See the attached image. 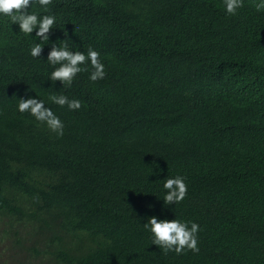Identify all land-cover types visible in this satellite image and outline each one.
I'll return each mask as SVG.
<instances>
[{
	"label": "trees",
	"instance_id": "1",
	"mask_svg": "<svg viewBox=\"0 0 264 264\" xmlns=\"http://www.w3.org/2000/svg\"><path fill=\"white\" fill-rule=\"evenodd\" d=\"M50 11V39L94 47L106 75L50 86L49 45L34 59L31 37L0 26V44L19 51L0 78V239L22 247L18 264H264V11L253 0L236 16L221 0H52ZM135 17L132 42L111 36ZM79 18V30L64 25ZM54 91L82 102L51 105L61 137L15 111L20 96ZM177 173L188 192L162 209L160 179ZM162 212L201 225L198 253L151 244L141 223Z\"/></svg>",
	"mask_w": 264,
	"mask_h": 264
},
{
	"label": "clouds",
	"instance_id": "2",
	"mask_svg": "<svg viewBox=\"0 0 264 264\" xmlns=\"http://www.w3.org/2000/svg\"><path fill=\"white\" fill-rule=\"evenodd\" d=\"M221 3L225 16H236L244 7V0H221ZM253 3L257 13L264 11V0H253ZM51 5L52 0H0V26H16V33L20 34L19 42H22L24 36L31 37L32 42L28 45L27 54L34 59L42 58L43 46L49 45L46 58L43 59L50 67L47 68V80L51 82L50 86L59 81L60 84H57L68 89L78 74L84 72H87V79L91 82L103 79L106 75L105 64L100 59L101 53L97 49L92 46H88L86 50L70 48L66 37L57 38L60 40L59 44L55 42L57 39H50V35L56 29L54 25L58 21V17L50 11ZM141 20H143L141 17L130 18L112 31L111 36L124 43L132 42L136 35L133 23ZM81 22L83 23L79 18L73 24L64 25L79 30L83 25ZM45 41L47 44L44 43ZM17 49L16 46L0 44V78L4 81L9 75L7 62L19 52ZM21 79L22 77L18 82ZM3 90L9 95L8 88L4 87ZM51 105L77 111L81 108L82 102L79 98L61 91L51 92L46 97L35 93L17 98L15 111L20 114L27 113L37 125L42 124L57 137H61L64 134L65 123L53 111ZM160 180L162 181L159 185L161 198L158 200L162 201V209L180 204L188 192L186 177L177 173L165 175ZM146 207L152 209L154 206L148 204ZM141 226L149 234L151 244L156 245L165 254L171 252L181 255L187 251L198 253L200 250L198 233L201 225L194 220L176 217L168 219L162 212L160 216L155 214L146 216Z\"/></svg>",
	"mask_w": 264,
	"mask_h": 264
},
{
	"label": "rangeland",
	"instance_id": "3",
	"mask_svg": "<svg viewBox=\"0 0 264 264\" xmlns=\"http://www.w3.org/2000/svg\"><path fill=\"white\" fill-rule=\"evenodd\" d=\"M4 227L7 228L5 224L0 223V230ZM13 239H15L13 235L11 239L6 236L0 239V264H18L17 260L22 252V247L20 245H13Z\"/></svg>",
	"mask_w": 264,
	"mask_h": 264
}]
</instances>
